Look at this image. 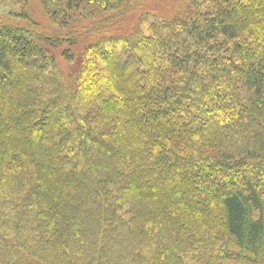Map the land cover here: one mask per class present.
Listing matches in <instances>:
<instances>
[{
  "label": "trees",
  "instance_id": "16d2710c",
  "mask_svg": "<svg viewBox=\"0 0 264 264\" xmlns=\"http://www.w3.org/2000/svg\"><path fill=\"white\" fill-rule=\"evenodd\" d=\"M39 1L0 18V264H264V0Z\"/></svg>",
  "mask_w": 264,
  "mask_h": 264
},
{
  "label": "rangeland",
  "instance_id": "374dc122",
  "mask_svg": "<svg viewBox=\"0 0 264 264\" xmlns=\"http://www.w3.org/2000/svg\"><path fill=\"white\" fill-rule=\"evenodd\" d=\"M189 0H140L139 6L130 13L131 15L128 18L127 26L122 30L124 32L129 31L131 27L138 25L141 16L145 13L157 12V14L162 15L164 18H170L172 16H179L181 11ZM19 10H25L37 21L43 22L47 25L48 28H51V21L47 15H45L41 2L39 0H0V18H5L9 14L17 13ZM167 16V17H166ZM89 36H86L79 40L77 48L74 49L76 52V60L73 63H69L67 59L62 57V51L66 49L67 45H63L58 49H54L55 55L57 56L59 66L64 73H72L75 70L76 63L79 61V56L87 44ZM72 81V80H70ZM228 245L223 247L224 249ZM228 247H231L234 250L232 258L224 260L222 264H249L247 259L242 255L241 251L229 244ZM188 264H207L205 261L191 262ZM218 264V263H217Z\"/></svg>",
  "mask_w": 264,
  "mask_h": 264
}]
</instances>
